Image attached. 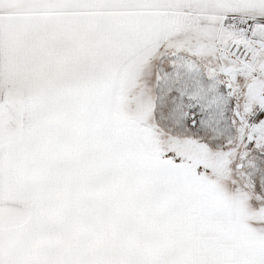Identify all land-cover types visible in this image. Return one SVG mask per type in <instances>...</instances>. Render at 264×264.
Returning <instances> with one entry per match:
<instances>
[{
    "label": "snow or ice",
    "instance_id": "1",
    "mask_svg": "<svg viewBox=\"0 0 264 264\" xmlns=\"http://www.w3.org/2000/svg\"><path fill=\"white\" fill-rule=\"evenodd\" d=\"M0 264H264V0H0Z\"/></svg>",
    "mask_w": 264,
    "mask_h": 264
}]
</instances>
